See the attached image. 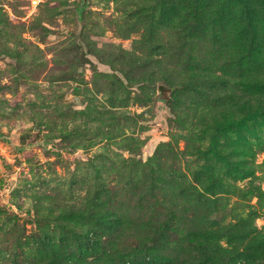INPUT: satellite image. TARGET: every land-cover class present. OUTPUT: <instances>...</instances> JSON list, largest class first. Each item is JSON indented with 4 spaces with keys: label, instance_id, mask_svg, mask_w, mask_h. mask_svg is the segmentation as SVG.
<instances>
[{
    "label": "rangeland",
    "instance_id": "1",
    "mask_svg": "<svg viewBox=\"0 0 264 264\" xmlns=\"http://www.w3.org/2000/svg\"><path fill=\"white\" fill-rule=\"evenodd\" d=\"M82 3L0 0V264H264V0Z\"/></svg>",
    "mask_w": 264,
    "mask_h": 264
},
{
    "label": "water",
    "instance_id": "2",
    "mask_svg": "<svg viewBox=\"0 0 264 264\" xmlns=\"http://www.w3.org/2000/svg\"><path fill=\"white\" fill-rule=\"evenodd\" d=\"M87 5V0H83L82 8H84ZM162 101H166L169 99V89H164L161 94Z\"/></svg>",
    "mask_w": 264,
    "mask_h": 264
},
{
    "label": "trees",
    "instance_id": "3",
    "mask_svg": "<svg viewBox=\"0 0 264 264\" xmlns=\"http://www.w3.org/2000/svg\"><path fill=\"white\" fill-rule=\"evenodd\" d=\"M78 12H81V10H78ZM164 89H169V91H170V88H164ZM164 89H163V90H164ZM162 92H163V91H162ZM161 94H162V93H161Z\"/></svg>",
    "mask_w": 264,
    "mask_h": 264
}]
</instances>
